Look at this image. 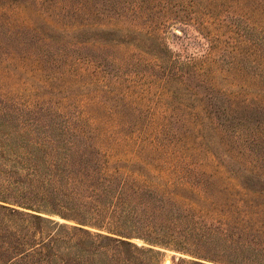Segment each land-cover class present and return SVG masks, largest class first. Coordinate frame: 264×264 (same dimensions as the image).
<instances>
[{"label":"rangeland","instance_id":"1","mask_svg":"<svg viewBox=\"0 0 264 264\" xmlns=\"http://www.w3.org/2000/svg\"><path fill=\"white\" fill-rule=\"evenodd\" d=\"M5 121L123 169L102 225L137 231L155 264L226 262L208 249L226 199H264V0H0ZM26 144L6 165L36 185L44 154ZM128 208L125 224L108 214Z\"/></svg>","mask_w":264,"mask_h":264},{"label":"trees","instance_id":"2","mask_svg":"<svg viewBox=\"0 0 264 264\" xmlns=\"http://www.w3.org/2000/svg\"><path fill=\"white\" fill-rule=\"evenodd\" d=\"M6 124H0V264H155L156 257L158 261V251L130 242L137 231L102 225L107 202L120 201L130 191L120 178L126 173L123 169L100 163L71 143L64 147L66 137L6 131ZM55 142L56 147L44 149ZM22 143L44 154L43 159L34 156L29 165L30 175L39 176L36 185L34 180L26 184L14 166L6 165L9 161L25 165L17 151L23 149ZM242 196L226 199L231 216L210 240L213 245L208 249L229 259L218 264H264V199ZM129 208L108 214L125 224L137 216ZM54 214L76 225L51 219ZM149 217L156 223V215ZM147 232L155 234L149 241L154 244L167 235L161 229Z\"/></svg>","mask_w":264,"mask_h":264}]
</instances>
